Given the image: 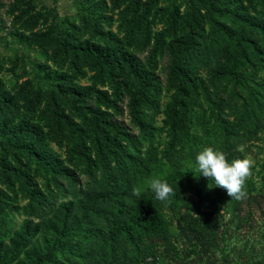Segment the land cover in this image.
<instances>
[{"label":"rangeland","instance_id":"1","mask_svg":"<svg viewBox=\"0 0 264 264\" xmlns=\"http://www.w3.org/2000/svg\"><path fill=\"white\" fill-rule=\"evenodd\" d=\"M223 28L242 46L238 83L225 73L236 46ZM85 46L124 57L130 68L110 72L72 50ZM76 104L94 112L99 144L94 121ZM218 117L238 130L230 135L237 137L230 150L236 157L228 154ZM77 132L90 154L89 172L73 158ZM204 147L224 152L229 162L255 161L246 198L230 199L215 186L201 199L184 191L202 177L192 171ZM25 150L62 162L77 182L59 177L55 186ZM12 168L39 190V205L29 202ZM127 177L169 219L140 264H264V0H0V250L25 233L31 237L10 264H92L107 238L94 241L73 218L64 226L60 210L85 190ZM153 178L173 187L176 215L148 187ZM53 228L65 230L58 243L64 253L50 249Z\"/></svg>","mask_w":264,"mask_h":264},{"label":"trees","instance_id":"2","mask_svg":"<svg viewBox=\"0 0 264 264\" xmlns=\"http://www.w3.org/2000/svg\"><path fill=\"white\" fill-rule=\"evenodd\" d=\"M231 17L236 19V16L233 14H231ZM223 32L229 39L235 42L236 46V52L232 56L225 73L234 82L238 83L240 80L239 68L242 66L243 53L240 39L227 29L223 28ZM72 50L92 56L100 68L107 69L110 72L114 70L116 66L122 64L130 68L129 62L124 57L117 60L107 58L94 46L72 48ZM177 78L179 81L188 82L187 76L179 71L177 72ZM203 93L206 94L207 92L204 90ZM76 101L79 102L80 99L76 98ZM74 109L80 115L89 116L90 119L94 121L92 125L94 134L93 140L95 144H99L100 139L103 137V131L98 122H96L97 118L94 112L88 106L80 104L74 105ZM256 114V112L250 111L249 115L251 118H255ZM245 120L246 118H244L239 127L243 128V125L246 123ZM218 121L220 127L226 134V141H229L228 154L229 156L236 157L237 154L230 150L236 145L237 137L232 136H234V134L237 136L238 130L234 129L231 123L221 117H218ZM64 122L69 128H72L69 119L64 118ZM97 148L100 152L103 151L99 145ZM72 151L74 160L84 165V172H89L91 167L88 162L90 154L87 152L86 141L81 132H77ZM109 152L116 158L119 156L115 150ZM25 153L28 158L32 160L34 165L50 178L55 186L59 184V177L67 180L69 184H75L77 182L72 169L64 166L62 162L41 159L35 153L27 150H25ZM124 156L131 158L128 153L124 154ZM108 161L107 156L103 155L101 164L105 166ZM10 170L19 179L23 191L29 198V202H34L39 205L40 200L37 196L40 192L33 187L34 184L30 181L28 175L15 168ZM212 183L213 181H208V179L202 175L200 179L190 182L184 191L191 192L198 199H201L209 189L208 184ZM135 185V178L132 179L127 177L121 185L104 188L103 190L102 188H100V190L88 189L82 192V196L78 198L75 203L63 204L62 207H64V209L60 210V214L62 213L61 221L64 226H67L68 221L73 218L74 224L77 226L86 225L85 229L88 233L93 232L94 241H98V237L103 236L108 240L107 243H103L99 258L93 260L92 264H140L144 259L145 253L148 251V246L153 242V239L167 232L169 223L167 212L160 211L153 207L144 192H141V195L138 197L132 195V190L135 188ZM163 202L168 204L172 215H176L178 209L176 195L174 194L167 201ZM178 221L179 224L182 223L180 218H178ZM190 229L194 232L197 231L194 226H191ZM52 233L55 235V238L50 249L59 250L62 253L66 252L65 247L58 244L62 237L66 236L65 230L57 232V230L53 228ZM30 239V235L25 233L19 236L17 242L12 241L9 246H5L0 250V264H10L16 260L22 253L24 247L29 243ZM50 249L45 252V255L50 254ZM32 264L38 263L34 262Z\"/></svg>","mask_w":264,"mask_h":264},{"label":"clouds","instance_id":"3","mask_svg":"<svg viewBox=\"0 0 264 264\" xmlns=\"http://www.w3.org/2000/svg\"><path fill=\"white\" fill-rule=\"evenodd\" d=\"M195 164L193 174L203 175L213 184H208L209 188L219 187L226 191L230 199L242 200L247 197L246 184L251 176V169L255 161L249 158H234L229 162L224 152L212 147H204L195 155ZM148 187L155 194L159 201H167L175 194L166 180L153 178L148 182ZM132 195L140 196L141 189L134 188Z\"/></svg>","mask_w":264,"mask_h":264}]
</instances>
